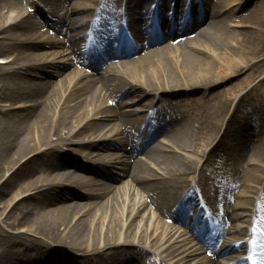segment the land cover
<instances>
[{"label": "bare ground", "instance_id": "6f19581e", "mask_svg": "<svg viewBox=\"0 0 264 264\" xmlns=\"http://www.w3.org/2000/svg\"><path fill=\"white\" fill-rule=\"evenodd\" d=\"M18 1L48 13L42 24L0 0V35L9 41L0 43V225L8 228L18 214L15 233L1 240L0 264H224L221 257L244 246L229 264H264V110L243 106L264 99V77L257 79L264 46L249 33L263 28L264 0L246 16L253 0ZM233 18L238 35L226 25ZM156 23L168 34L155 32L134 56L112 52L123 35ZM94 29L109 37L105 56L114 60L104 71L100 55L75 46ZM50 30L64 41L48 37ZM75 64L87 72L63 73ZM127 97L132 112L123 110ZM255 122L259 141L249 132ZM162 130L169 151L157 141ZM247 167L256 187L241 190ZM216 191L214 235L204 246L217 252L203 258L168 222L192 232L188 208ZM233 197L239 202L229 207Z\"/></svg>", "mask_w": 264, "mask_h": 264}, {"label": "rangeland", "instance_id": "374dc122", "mask_svg": "<svg viewBox=\"0 0 264 264\" xmlns=\"http://www.w3.org/2000/svg\"><path fill=\"white\" fill-rule=\"evenodd\" d=\"M13 2H15V4H13V5H10V8H11V12L9 11L10 9H9V7H6L5 8V12L6 11H9L10 13H13V12H15L16 10H23L24 11V16L25 17H28V15H30L31 14V16H32V11L35 9V7H33V5H31V4H29V3H20L18 0H12ZM18 1V2H17ZM61 2H64V3H66L68 6L70 5L71 7L74 5V2L76 1V0H60ZM77 1H85V0H77ZM261 1L262 0H253L251 3H250V7L249 8H247L245 11H243V12H241V13H243V14H245V16L246 15H248L249 13H250V11H251V9H254V8H258V7H260L261 6ZM18 3H20V4H18ZM41 7H40V9L42 10V11H40V14L41 15H38L37 16V18H35L36 16H32L33 17V19L34 20H38L39 22H41L42 24H43V22H45L46 20H45V15L48 13V9L46 8V7H44L42 4L40 5ZM70 7V8H71ZM45 12H46V14H45ZM87 13H82V12H80V13H76L75 14V16L76 17H79V18H84L85 17V15H86ZM242 14V15H243ZM13 15H14V13H13ZM44 16V17H43ZM239 16H241V15H239ZM261 18L262 19H260L261 20V23H260V25L261 26H263V28H259L260 30H257V31H249V33L250 34H255L254 36L255 37H257L258 38V43L261 45V46H264V16L263 15H261ZM235 20H237V19H235ZM234 18L233 19H229V20H227V23H226V25H231V30L235 33V34H239V32H238V30H236L234 27H233V25H235L234 24ZM259 24V23H258ZM69 29H68V28ZM64 29L65 30H71V27L68 25V26H66V27H64ZM43 30V28L40 26V27H38L37 29H35V30H33V33H36V32H40V31H42ZM16 33V30L15 29H11V30H9L8 32H7V35H13V34H15ZM57 33H60V32H58V31H55V30H50V34H48L47 36L48 37H51V38H53V40H56V41H59V40H64L65 38H64V36H62V35H60V34H57ZM72 34L73 35H76V33H73L72 32ZM98 34H101V33H98ZM6 36L4 35H0V43H4V44H8L9 43V41H7V40H2L3 38H5ZM79 38H82V37H79ZM77 49V48H76ZM81 53V52H80ZM264 54V53H263ZM5 57H7L8 59L9 58H11V55H9V53L7 54V55H5ZM261 57H263V55L261 56ZM261 57H259V58H257L258 60H260V58ZM24 64L23 63H19V65H16L15 67L16 68H21V67H24L23 66ZM3 69H7V67L5 68V67H3ZM77 69H81L82 70V67L80 66V65H77V64H75V65H72L71 67H68V68H66L65 69V71H63V73L64 74H67V73H70V72H72V71H76ZM1 70V69H0ZM87 70H84V72H86ZM264 77V73H262V74H259L258 76H257V79H261V78H263ZM64 78V76L63 77H61V78H58V79H53V80H58L59 82L60 81H62V79ZM261 91H264V86H262L261 87V89H260ZM129 97H127V98H125L124 99V104H128L129 103V106L130 107H128V106H125L124 108H123V110L125 111V112H132V110H134V108H131V107H133V106H131V103L132 102H130V99H128ZM248 105H252V106H258V107H262L263 108V110H264V99H261V100H254V101H252V102H250V101H247L246 99L244 100V102H243V106H248ZM243 115V114H242ZM244 116H247V115H243V117ZM242 117V116H241ZM248 117H250V116H247V118ZM136 118H138V117H133V119L135 120ZM246 118V117H245ZM243 120V119H242ZM110 127L111 126H109V123H107V124H105V125H103L102 127H101V129H100V131L102 132V133H107L108 131H109V129H110ZM195 128H197L196 126H194ZM195 128H194V130H195ZM259 136H257L256 137V141H259ZM258 139V140H257ZM157 141H158V143L159 144H163V143H165L166 145H165V149L167 150V151H169L167 148L169 147V148H171V146H172V144H171V138H170V136H169V133H168V130H162L161 132H160V135H159V137H158V139H157ZM255 144V143H254ZM250 154H252V153H250ZM109 155H111V154H109ZM146 156H145V154L143 155V153H142V155L140 156V158H145ZM156 168V167H155ZM250 168H254V167H247L246 168V171L245 172H243L242 173V175H241V179H242V184H240L241 186H240V188H241V190H244V188L245 187H247L248 186V188L249 187H256L253 183H252V178H251V176H250V173L249 172H251V170L252 169H249ZM249 170V172H248V174L246 173L247 171ZM257 169L255 168V170L254 171H256ZM41 170H38V171H36V175H41ZM0 175H1V173H0ZM261 175H262V173H260V177H261ZM245 176V177H244ZM209 178H211V174L209 175ZM22 179H23V177L22 178H19L18 180H17V183H14L12 186H14L13 188H12V191L13 192H15V191H17V189H19L20 187H21V185H23V181H22ZM20 180V181H19ZM19 181V182H18ZM209 182L207 183V185H206V188L208 189V187H209ZM199 191H196L197 193L199 192V193H201V197H202V195H203V188L202 187H200L199 189H198ZM247 190V189H246ZM194 194H195V192H194ZM249 197H250V195H249ZM204 198V197H203ZM210 198V199H209ZM209 198H204V202H208V204H209V206H208V204H207V202H206V204L203 206V207H200V205H199V202H196V206H191V207H189L188 208V213L190 214V218H189V220H188V222H187V226L189 225V223L191 222V217H192V215H194V213H195V209H198V211L202 208V209H205L206 210V212L208 213H212L211 212V208L213 207V206H215V204H217L218 203V199L220 198V194L218 193V191H216V193H215V195H213V196H209ZM251 198V197H250ZM261 199V198H260ZM85 201V200H84ZM240 201H242V200H240ZM237 202H239V200L237 199V198H235V197H233V200H231V201H229L228 202V205H229V207H231L233 204H235V203H237ZM243 202V201H242ZM83 203V202H82ZM21 206H24V207H26V204L24 203L23 205H21ZM23 208V207H22ZM52 209H55V207L53 208L52 207ZM217 209H218V207L217 206H215L214 207V213L217 211ZM11 210V209H10ZM10 210H8L5 214H4V216H3V218H1L2 220H4L5 219V217L8 215V213L10 212ZM38 211H35V214L37 213ZM233 212V211H232ZM0 214H1V212H0ZM18 215V214H17ZM17 215H14V218H12V217H10V218H12L10 221H8V223L7 224H9V226H8V228H6V227H3V226H1L0 225V253L1 252H3L5 249L3 248V242L1 241V240H4L5 241V237H6V235L7 234H13V233H15V231H13V227L11 226V224L14 222V220L17 218ZM203 218H201V217H199V218H197L196 219V222H195V224H194V226L192 227L194 230H197V229H200L201 227H202V222H203V220H202ZM167 221V220H166ZM168 224H169V226H171L172 228H175V229H178V230H181L182 231V233L183 234H185L184 236V238L186 239V240H188V244H190V247H196V249H199L200 248V257H203V258H205L206 256H208V255H212V253H216L217 252V249L216 250H212L211 251V249L210 248H208L207 246H204V241H206L208 238L206 237V236H208V235H206V233L203 235V237H202V239L200 240V241H197L195 238H194V236H192V233H190V232H188V228L187 227H185L184 225H182V224H171L170 222H168ZM227 227V226H226ZM212 228L214 229V225L212 224ZM202 229V228H201ZM213 231V230H212ZM225 237H227V235L226 236H224V238ZM3 238H5V239H3ZM223 238V239H224ZM198 245V246H197ZM202 247H205L204 249H202ZM240 249L241 248H239L238 250H236L233 254H231L232 255V257H231V255H230V257H231V259L235 256V257H239L240 255H239V251H240ZM261 251H263V248L261 249ZM234 257V258H235ZM233 258V259H234ZM228 259H230V258H228ZM109 262V261H108ZM101 263V264H111L110 262L109 263ZM222 262H227V260H225L224 258H221L220 260H219V263H222Z\"/></svg>", "mask_w": 264, "mask_h": 264}]
</instances>
